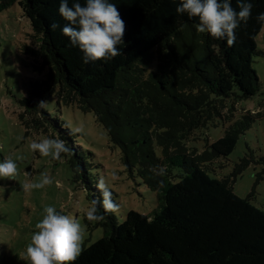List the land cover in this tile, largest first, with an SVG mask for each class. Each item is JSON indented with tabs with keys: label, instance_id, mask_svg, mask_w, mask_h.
Segmentation results:
<instances>
[{
	"label": "trees",
	"instance_id": "1",
	"mask_svg": "<svg viewBox=\"0 0 264 264\" xmlns=\"http://www.w3.org/2000/svg\"><path fill=\"white\" fill-rule=\"evenodd\" d=\"M60 2L0 0V11L16 3L28 19L37 47L24 44L23 51L33 72L43 74L18 99V117L27 131L65 141L71 151L61 157L91 206L101 199L91 164L75 148L71 130L37 104L56 94L58 106L74 103L91 111L119 148L122 165L157 192L159 204L148 215L129 210L121 223L110 214L98 223L85 218L101 226L103 235L83 244L74 264H264V210L251 203V195L241 198L232 190L250 152L230 174L209 175L255 121L237 113L235 104L261 89L253 57L264 56L255 44L264 26L256 20L264 0H249L252 18L236 30L231 47L198 33V19L176 12L180 0H109L126 25L121 54L87 64L62 33L68 22L59 14ZM231 3L239 11L237 0ZM53 22L60 25L55 31ZM218 124L221 137L201 151L191 145ZM156 165L166 168L163 176L152 173Z\"/></svg>",
	"mask_w": 264,
	"mask_h": 264
},
{
	"label": "rangeland",
	"instance_id": "2",
	"mask_svg": "<svg viewBox=\"0 0 264 264\" xmlns=\"http://www.w3.org/2000/svg\"><path fill=\"white\" fill-rule=\"evenodd\" d=\"M33 31L28 19L23 16L18 4L0 11V162L12 157L18 165L16 180L0 179V264H28L21 259L36 230L35 225L44 215L46 206L76 218L85 227L84 244L89 245L103 235V228L85 223V212L89 208L87 193L73 178L67 158L53 160L30 150L32 141L53 138L33 129L26 130L18 114L21 108L18 99L28 93L32 78H42L34 73L32 58L25 54L23 45L36 48ZM256 46L264 52V28L255 38ZM253 68L261 82L259 93L235 104L237 113L255 116L252 126L241 136L235 149L223 160L212 178L220 179L230 174L235 164L250 152L248 165L236 176L232 184L233 192L241 198L250 196L253 205L264 210V56L253 57ZM45 109L56 116L68 129L81 124L83 134L73 135L74 146L83 152L85 161L91 164L95 187L100 176H104L114 193V199L121 205V213L115 215L118 223L124 220L126 212L134 210L148 215L159 209L157 192L142 183L120 162V150L113 145L100 123L91 111H85L76 104H57L54 94ZM223 135V125L210 126L206 134L191 143L201 151L206 143H211ZM117 172V179L111 180V173ZM179 169H174L178 172ZM41 173H47L53 183L41 189L25 191L24 183L38 182Z\"/></svg>",
	"mask_w": 264,
	"mask_h": 264
},
{
	"label": "clouds",
	"instance_id": "3",
	"mask_svg": "<svg viewBox=\"0 0 264 264\" xmlns=\"http://www.w3.org/2000/svg\"><path fill=\"white\" fill-rule=\"evenodd\" d=\"M237 4L239 11L232 7L231 0H180L176 12L187 14L189 19H198L194 25L198 33H208L214 39L226 40L231 47L236 42V30L252 18L253 4L249 0H237ZM59 14L68 22L63 26L62 33L69 38L72 46L81 50L84 63L97 60L107 62L121 54L119 46L124 44L126 25L115 4L109 0H85L83 5L74 0L71 6L68 0H61ZM256 20L264 23V13H259ZM49 27L55 31L60 25L53 22ZM46 104L45 100H41L37 106L43 109ZM84 132L85 127L81 124L71 128L70 134ZM29 148L53 160H60L62 154L71 151L65 141L58 138H44L39 142L34 140ZM151 171L156 176H163L166 168L156 165ZM18 175L17 162L10 156L5 157L0 162V179L16 180ZM116 179L117 172L113 171L111 180ZM52 183L49 174L41 173L38 182L24 183L22 187L30 191ZM96 188L101 199L93 200L85 212L86 220L90 223L104 221L105 214L121 213V205L114 199L109 182L103 175L97 181ZM43 212V218L36 223V230L21 259L28 264H74L84 251L85 227L73 216L53 206L44 207Z\"/></svg>",
	"mask_w": 264,
	"mask_h": 264
},
{
	"label": "crops",
	"instance_id": "4",
	"mask_svg": "<svg viewBox=\"0 0 264 264\" xmlns=\"http://www.w3.org/2000/svg\"><path fill=\"white\" fill-rule=\"evenodd\" d=\"M263 28H264V26H263ZM263 28H262V29H263ZM262 29H261V31H262Z\"/></svg>",
	"mask_w": 264,
	"mask_h": 264
}]
</instances>
